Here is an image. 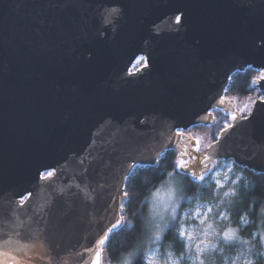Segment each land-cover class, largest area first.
<instances>
[{"label":"water","instance_id":"1","mask_svg":"<svg viewBox=\"0 0 264 264\" xmlns=\"http://www.w3.org/2000/svg\"><path fill=\"white\" fill-rule=\"evenodd\" d=\"M247 67L264 0H0V264H92L133 168L236 112L221 99ZM236 113L199 167L264 173V100Z\"/></svg>","mask_w":264,"mask_h":264},{"label":"clouds","instance_id":"2","mask_svg":"<svg viewBox=\"0 0 264 264\" xmlns=\"http://www.w3.org/2000/svg\"><path fill=\"white\" fill-rule=\"evenodd\" d=\"M149 180L150 177H145L144 183L148 184ZM161 187H171L182 199L188 201H193L196 195L195 193L189 194L184 190L183 180L175 173L174 169L164 172L157 182L151 183L149 194ZM220 187L225 188L222 183ZM231 191L234 189L230 185L227 186L224 195ZM239 195L240 193H237V196ZM148 198L149 195H144L132 207L129 215L123 217L129 223L134 224L135 228L131 233L124 234L105 249V264H144L145 252L151 251V248L148 247L149 242L160 237L161 233L164 237L171 235L174 238L167 239L166 243L161 245L159 259L153 258L149 264H264V244L261 243V239L264 238V224L259 226L256 223L247 226L240 224L241 212H247V207L237 209L233 213L234 219L232 220L225 216L228 224L221 223L216 235L208 239L207 242L197 238V243L186 246L181 240V236L187 237L188 240H192L193 237L186 232L182 233L181 226L189 222L194 225L203 224L213 217L205 214L192 219L200 209L192 208V204L189 203L181 209L175 223L171 218L164 223H154L147 219V206H141L143 201ZM211 198V194L201 193L199 196L200 202ZM189 208H192L189 217L182 219L183 212ZM212 210L210 207L207 211L211 212ZM250 215L255 216V210ZM169 224L172 225L169 232H164V228ZM233 231L237 233L238 238L231 235ZM253 232H258L259 235L254 237Z\"/></svg>","mask_w":264,"mask_h":264},{"label":"trees","instance_id":"3","mask_svg":"<svg viewBox=\"0 0 264 264\" xmlns=\"http://www.w3.org/2000/svg\"><path fill=\"white\" fill-rule=\"evenodd\" d=\"M135 68L136 66L133 67L134 70ZM257 73L258 69L252 67H247L243 70L233 73L224 92V97L246 98L248 96L254 95L258 90L253 82ZM259 94L261 95V92H259ZM214 115V123L210 125H198L193 128L196 130L203 129V131H209L210 136L212 137V142L216 141L220 132L223 131L226 128L225 126H228L229 124V122H227L228 116L222 115V111L218 110ZM177 157L178 153L175 150H166L161 155L155 166L136 165L133 168L125 181V201L122 206V217H127L132 207L137 203V201L141 200L144 195H149V185L151 183L157 182L160 179L161 174L164 172L174 169L175 173H177L183 180L185 186L184 190L189 194H196L194 198H198L201 193L211 194L212 198L208 199L207 201L211 202L213 205H218L215 214L216 217L220 213L224 212L229 217V220H232L234 219L233 213L237 209L247 207V212H241L240 224L242 225V219L247 220V224L245 226L252 223H256L258 226L264 224V173L254 172L251 169L233 163V175L225 185V188L230 185L234 191L228 192V195L225 196V188L217 190L215 189V185L212 182H209L208 185H204V182L210 180L211 174H208L203 181L195 182L187 174L180 173L176 167ZM216 166L218 167L219 163H217ZM145 177H150L148 184L144 183ZM213 189L215 190L214 192ZM125 193H127V195H125ZM237 193H240V195L237 196ZM184 200L185 199L182 198L180 200L178 210L172 219L173 223H175L177 217L180 215L181 209L184 208ZM143 205L147 206V200L143 201L141 206ZM147 208L148 206L146 207V212ZM253 210L256 212L255 216L250 215ZM217 213L219 214L217 215ZM226 224H228V221H226ZM171 227L172 225L170 224L164 232H169ZM134 228V224L129 223L128 220L124 219L123 224L118 226L111 233H108L109 239L103 245L102 250L105 251V249L108 248L110 244H112L124 234L131 233ZM173 238L174 237L171 235L164 237L162 233L160 239L149 246H158L159 252H161V245L166 243L167 239Z\"/></svg>","mask_w":264,"mask_h":264},{"label":"rangeland","instance_id":"4","mask_svg":"<svg viewBox=\"0 0 264 264\" xmlns=\"http://www.w3.org/2000/svg\"><path fill=\"white\" fill-rule=\"evenodd\" d=\"M146 66V59L145 57H139L137 60L134 62L133 66L131 67L130 71H135L133 69L134 66H136L135 69H140L143 66ZM264 71L259 69L256 77L254 78V84L256 87L260 84L262 74ZM232 103L231 108L238 112V118L239 117H246L250 114L254 104L258 100H263L261 96H259L258 90L255 92L254 95L248 96L246 98H237V97H231V98H226ZM228 117L227 122L232 123L236 118H237V113L228 110ZM235 115V119L232 118V115ZM229 119V120H228ZM226 122V121H225ZM192 132L188 134L187 136H191L194 138H200L201 140V148L200 151L197 152L195 151V139L191 140V142L188 145V148L191 150H188L190 152L189 156L183 157L188 163L187 166L184 168L177 167V170L182 173V174H187L191 179H193L195 182H200L203 180L198 179V176L203 175L204 178L208 175L211 174L210 180L207 182H204V185H208L209 182H212L215 185V189L219 190L222 187H220V184L222 183L224 186L228 183V181L231 179L233 175L232 171V164L229 162L223 166H216V164H210L206 163L203 166L199 167L198 163V155H206L207 150L209 147L207 145L213 144L212 142V137L210 136L209 131H203L198 129H193L191 130ZM197 153V154H196ZM178 158H181V154L178 153ZM177 162V161H176ZM226 173V174H225ZM171 179V178H170ZM212 180V181H211ZM236 180V179H235ZM235 183V181H234ZM226 194L225 196H227ZM181 197L171 188V187H161L158 190L151 192L149 194V198L147 199V219L148 221L154 222V223H164L167 221L169 218L171 220L175 216L179 204H180ZM192 204V208L195 209H200V211L196 212L195 215L192 217V219H195L196 217L203 216V215H208L209 217H213V219L205 221L203 224L199 225H194L191 222L187 223L184 226H181L180 231L186 232L189 235H192L193 239L188 240L187 237L181 236V239L185 243V245H191L195 244L198 242L197 238L204 240L207 242L208 239L214 237L216 235V232L218 231V226L221 223L226 224L225 216L226 213H220L216 217V211H217V206L218 205H213L209 201L205 202H200L199 197L193 198V201H188L184 200V207L186 204ZM212 207V211L208 212L207 210ZM192 208H189L187 211H184L182 214V219L189 217L190 213L192 212ZM122 213V212H121ZM120 213V217H121ZM124 223V219L120 221V226L121 224ZM242 225L247 224L246 219L241 220ZM170 225V224H169ZM167 225L164 228L165 229L169 226ZM162 235V233H161ZM231 235L234 238H238L236 232H232ZM259 235L258 232H253V236ZM161 237V236H160ZM160 237L154 238L149 242V245L152 243L156 242ZM261 243L264 244V238L261 239ZM151 248V251H146L145 252V264H149V261H151L153 258L159 259V249L158 246H149ZM103 247V246H102ZM101 252V259H100V264H105V251L100 250ZM169 256H171V253H169Z\"/></svg>","mask_w":264,"mask_h":264},{"label":"snow or ice","instance_id":"5","mask_svg":"<svg viewBox=\"0 0 264 264\" xmlns=\"http://www.w3.org/2000/svg\"><path fill=\"white\" fill-rule=\"evenodd\" d=\"M177 22H179V17H177ZM261 78H264V74H262ZM225 102H226L225 99H221V103L222 104L225 103ZM227 103L230 104L231 102L227 101ZM232 118L235 119V115L234 114L232 115ZM225 127H227V125ZM177 135L181 137L182 144L184 145V150L181 153V158L177 159L176 166L180 167V168H184V167L187 166L188 162L185 159H183V157L190 155V152L188 151L189 143L191 142V140L195 139V146H194L195 147V151L199 152L200 148H201V140L198 137L197 138H194V137H191V136L185 137V135L183 133H181V132H177ZM207 147H212V145L209 144V145H207ZM205 159H208V157H205ZM53 175H54V173L52 171H48V172H46V173H44L42 175V178L51 177ZM198 179L203 180L204 176L200 175V176H198ZM125 195H127V193H125ZM121 220H123L122 216L120 217L119 220H116V222L113 223L110 228L107 229V232L111 233L113 231V229H115L117 227V225L120 223ZM108 239H109V237H108L107 233H105V235L102 238L99 239L98 244L100 246H103L105 244L106 240H108ZM100 259H101V252H100V250H97L95 252V257L93 259L92 264H100Z\"/></svg>","mask_w":264,"mask_h":264},{"label":"flooded vegetation","instance_id":"6","mask_svg":"<svg viewBox=\"0 0 264 264\" xmlns=\"http://www.w3.org/2000/svg\"><path fill=\"white\" fill-rule=\"evenodd\" d=\"M141 66H143V65H141ZM262 70V69H261ZM264 71V70H263ZM264 73V72H263ZM260 92H261V97L264 99V89L263 90H259ZM223 99H225V100H228V99H226L225 97H223ZM218 110H220V111H222V115H226V116H228V110L229 109H225V108H215V109H213L212 110V115H213V123H214V121H215V112L216 111H218ZM229 118V117H228ZM229 120V119H228ZM229 122V121H228ZM232 123H229L228 124V126H230ZM227 126V127H228ZM195 127V126H194ZM194 127H191V128H189V129H186V130H182V129H178L177 130V132H181V133H183L184 135H185V137H187V135L188 134H190L192 131L191 130H193V128ZM226 127V128H227ZM183 148H184V145H183ZM173 150H175L177 153H181V150H176V149H173ZM231 163L232 165H233V162L231 161V160H221V161H219L218 163H219V166H223V165H225V164H227V163ZM233 167V166H232ZM54 173V172H53Z\"/></svg>","mask_w":264,"mask_h":264}]
</instances>
